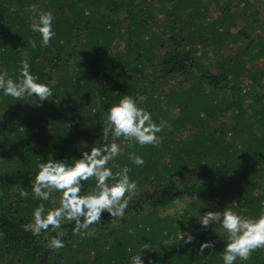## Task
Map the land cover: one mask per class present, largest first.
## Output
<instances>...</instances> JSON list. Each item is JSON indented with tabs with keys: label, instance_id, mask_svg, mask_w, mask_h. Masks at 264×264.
Instances as JSON below:
<instances>
[{
	"label": "trees",
	"instance_id": "trees-1",
	"mask_svg": "<svg viewBox=\"0 0 264 264\" xmlns=\"http://www.w3.org/2000/svg\"><path fill=\"white\" fill-rule=\"evenodd\" d=\"M49 10L56 35L42 46L30 26ZM263 13L264 0H0V72L16 80L27 59L38 82H56L42 102L0 91V264H130L145 243V264H223L226 233L198 219L226 208L255 218L264 202ZM209 52L217 72L200 62ZM123 95L167 122L156 146L113 140L123 149L106 166L127 165L136 195L123 217L102 213L90 235L64 221L65 246L52 250L56 230L22 228L60 198L33 197L37 164L74 163L81 141L99 146L106 110ZM81 184L85 195L95 179ZM205 241L214 247L201 252ZM234 264H264V248Z\"/></svg>",
	"mask_w": 264,
	"mask_h": 264
},
{
	"label": "clouds",
	"instance_id": "clouds-1",
	"mask_svg": "<svg viewBox=\"0 0 264 264\" xmlns=\"http://www.w3.org/2000/svg\"><path fill=\"white\" fill-rule=\"evenodd\" d=\"M54 13L52 10L40 12L38 18L31 24V31L38 34L40 43L45 46L55 37L53 28ZM32 47L36 46L33 40ZM6 73L0 72V91L4 96L21 100L25 97H34L41 102L52 95L48 84L38 82V77L30 71L27 59L21 61L19 76L16 80L5 79ZM167 125L166 121L156 123L152 113L138 106L137 101L130 95L123 97L111 107H108L104 116V126L100 130L101 143L97 147H90L87 142L81 141L79 149L81 155L75 162L69 164L67 160H49L38 163V171L31 185V192L35 199L50 200L52 192L60 193L59 206L45 209L43 203L32 211V220L22 225L25 232L39 236L42 231H55L61 228L63 221L74 224L73 234L90 235L89 227L101 222L102 213L107 212L113 218L125 215L131 198L136 195L137 182L129 176L127 165L113 172L107 167L120 151V145L114 139L123 140L143 147L156 146L159 143L157 133ZM90 151L84 149L89 148ZM128 159L136 166H143L144 159L130 152ZM95 179L94 189L81 195V181ZM111 180V183L107 181ZM21 196H27L24 189ZM260 214L255 218H248L238 214L231 208L221 211H208L199 216L198 222L202 228H207L216 222L220 230L226 233L223 247V264H234L239 259L247 260L250 253L256 249L264 248V202L260 205ZM185 236V235H184ZM192 235H187L184 243H190ZM64 242L61 234L51 237L47 247L56 250L63 248ZM145 243L141 249H147ZM213 241H205L200 245V251L213 248ZM140 250L130 257V264H145ZM147 264L153 261L147 259Z\"/></svg>",
	"mask_w": 264,
	"mask_h": 264
},
{
	"label": "rangeland",
	"instance_id": "rangeland-1",
	"mask_svg": "<svg viewBox=\"0 0 264 264\" xmlns=\"http://www.w3.org/2000/svg\"><path fill=\"white\" fill-rule=\"evenodd\" d=\"M264 14V13H263ZM239 25V27H244V25L243 24H238ZM238 27V28H239ZM249 31H251L250 29H248ZM234 31H235V29H234ZM255 33V32H254ZM253 35V33H249V37L250 36H252ZM242 46H243V44H241V43H237L236 44V46L235 47H237V48H242ZM200 62H201V64L203 65V66H205L206 68H208L211 72H217V70H218V68H217V63L215 62V60H214V57H213V55H212V52H209L205 57H202L201 59H200ZM55 79H53L52 80V82H50L49 83V86H54L55 85ZM244 83V86H246L244 89H247V88H249V84H248V82H243ZM260 90H258L257 92L258 93H264V90L262 91H260ZM21 115H23V114H21ZM122 149H123V145H121L120 146V151L119 152H122ZM118 152V153H119ZM59 200H60V198L59 197H57V198H54L53 199V201H52V203H53V206L54 207H57V206H59ZM179 206H181V204H179L178 206H177V208L179 207ZM63 223H64V221L62 222V224H61V228L60 229H56V231L59 233V234H61V236H62V234H63V232H62V228H63Z\"/></svg>",
	"mask_w": 264,
	"mask_h": 264
}]
</instances>
